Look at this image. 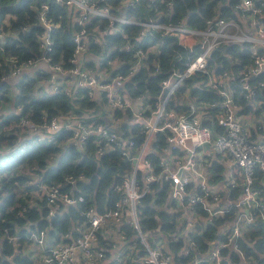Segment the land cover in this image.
I'll list each match as a JSON object with an SVG mask.
<instances>
[{"label":"clouds","instance_id":"clouds-1","mask_svg":"<svg viewBox=\"0 0 264 264\" xmlns=\"http://www.w3.org/2000/svg\"><path fill=\"white\" fill-rule=\"evenodd\" d=\"M0 264H264V0H0Z\"/></svg>","mask_w":264,"mask_h":264}]
</instances>
